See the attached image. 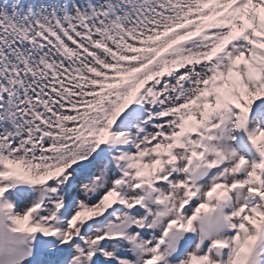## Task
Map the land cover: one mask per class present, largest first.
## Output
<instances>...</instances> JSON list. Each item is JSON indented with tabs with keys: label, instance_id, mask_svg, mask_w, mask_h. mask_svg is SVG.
I'll return each mask as SVG.
<instances>
[{
	"label": "snow or ice",
	"instance_id": "6c2138e0",
	"mask_svg": "<svg viewBox=\"0 0 264 264\" xmlns=\"http://www.w3.org/2000/svg\"><path fill=\"white\" fill-rule=\"evenodd\" d=\"M0 264H264V0H0Z\"/></svg>",
	"mask_w": 264,
	"mask_h": 264
}]
</instances>
